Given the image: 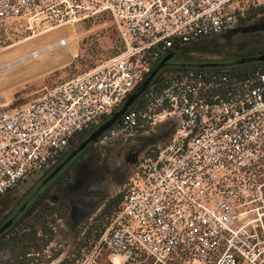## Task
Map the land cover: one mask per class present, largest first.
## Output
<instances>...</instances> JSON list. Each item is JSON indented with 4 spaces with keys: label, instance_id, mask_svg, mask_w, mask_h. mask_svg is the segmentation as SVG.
<instances>
[{
    "label": "built area",
    "instance_id": "2783aa9c",
    "mask_svg": "<svg viewBox=\"0 0 264 264\" xmlns=\"http://www.w3.org/2000/svg\"><path fill=\"white\" fill-rule=\"evenodd\" d=\"M263 4L0 0V39L37 40L106 15L119 44L106 61L0 111V198L48 171L76 135L110 119L165 56L244 26ZM71 42L54 44L68 49ZM40 50L18 60L39 58L46 53ZM154 80L95 145L170 131L147 148L117 209L67 264H264V206L252 207L264 188V65L247 73L214 67L158 73Z\"/></svg>",
    "mask_w": 264,
    "mask_h": 264
},
{
    "label": "rangeland",
    "instance_id": "374dc122",
    "mask_svg": "<svg viewBox=\"0 0 264 264\" xmlns=\"http://www.w3.org/2000/svg\"><path fill=\"white\" fill-rule=\"evenodd\" d=\"M260 19H264V15L259 16L250 23L257 22ZM255 33L264 34V31ZM63 37H71L72 39L68 49H54L51 52L44 53L37 59L25 61L10 69L7 68L8 70L3 69L6 64L0 66V89L5 87L8 83L15 81L12 85L0 90V111L3 110L5 106L13 108L34 100L40 95L44 87L49 88L53 85H58L84 71L93 68L94 66L116 55L119 49L118 39L112 23L106 15H102L89 19L84 23L64 26L61 29L37 40L22 41L24 35L10 37V39L4 37L0 39V65L6 62H14L17 58L31 51L41 49L46 45L52 44L59 38ZM211 39L214 38L207 39V41H210ZM225 53V51L215 49L213 51L202 52L199 54L191 52L188 56L191 59H201L202 61H206L204 64H212L224 59L226 55ZM174 71L176 70H161L159 74L167 75ZM137 139L149 140V144L143 148L140 158L150 146V143L159 142L155 140V136L153 135L132 138L126 143L115 141L105 147L96 148L97 155L100 161H102L105 156L109 158V161H111L110 159L113 158V155L118 149L122 150L124 145H132V143ZM126 149H123V152H125ZM134 168L135 166L131 168L128 177L120 184L110 181V178L104 180L103 184L99 183L97 185L96 182L92 183L88 187L92 192V198L94 199L97 196V193H103L104 196L82 219H78V215L74 214L72 206L69 204V214L64 219L56 221L54 227V240L50 247L47 248L43 254L39 255V258H42V260H39L38 263L44 261L47 256H51L55 250L60 249L67 251L71 249L75 243V231L90 223L91 219L102 208V203L122 191L123 185L134 172ZM43 174L31 177L25 183L21 184L15 191L2 196L0 201L10 195H20L23 193L33 194L34 198L39 197L44 191H46V189L51 188L53 185L52 182L51 184H47L43 189H40L39 181ZM96 190L99 191L96 192ZM70 199L73 201L76 200L73 196H70ZM47 202L53 201L48 200ZM263 206L264 188L262 189V196L260 200L253 204L252 207L263 209ZM42 255H45V257ZM6 258L7 257L4 254H0V264H3Z\"/></svg>",
    "mask_w": 264,
    "mask_h": 264
},
{
    "label": "flooded vegetation",
    "instance_id": "af4514ba",
    "mask_svg": "<svg viewBox=\"0 0 264 264\" xmlns=\"http://www.w3.org/2000/svg\"><path fill=\"white\" fill-rule=\"evenodd\" d=\"M262 45H264L263 33L247 34L238 32L232 35L224 33L210 41L203 40L185 49L174 50L173 58L161 70L181 71L192 69L186 67L185 65L188 64L182 62V60H186L187 54L191 52L199 54L215 49L226 52L224 59L211 64L216 69H233L242 65L251 66L256 63L255 59L257 57L264 55L259 51ZM204 62L206 61L195 59L194 65L197 67L193 69L205 65ZM169 131L170 127H163L160 129L159 134L155 136V140H162ZM87 137L88 135H84L74 147H70L48 171L44 172L39 181L40 189L52 182L53 185L39 197L34 198L33 194L23 193L10 195L0 201V240L9 236L12 231L16 230L35 212L40 204L48 200L59 202L60 199H68L74 214L78 215L79 220L82 219L104 196L103 193H97V196L93 199L92 192L88 187L94 182L97 185L99 183L103 184L104 180L109 178L110 181L116 184L122 183L128 177L131 168L138 164L143 148L149 144L148 139H137L132 145H124L122 150L118 149L113 158L110 159L111 161L106 156L100 161L97 149L93 154L85 157L91 147H96L95 143H88L80 151H77ZM123 149H126V151L123 152ZM70 172L74 174L75 185L59 186L58 181L64 174ZM98 191L96 190V192ZM70 196L75 197L76 200H71ZM33 208L35 209L31 212ZM7 223L9 225L5 227Z\"/></svg>",
    "mask_w": 264,
    "mask_h": 264
},
{
    "label": "trees",
    "instance_id": "16d2710c",
    "mask_svg": "<svg viewBox=\"0 0 264 264\" xmlns=\"http://www.w3.org/2000/svg\"><path fill=\"white\" fill-rule=\"evenodd\" d=\"M262 15H264V4L251 11V17L244 25L249 24ZM259 51L260 53H264V45L260 46ZM186 57V60H182V62L188 63V65H185L186 67L192 69L197 67L194 65L195 59H191L188 54ZM255 61L256 63L251 66L242 65L233 69L218 70L231 71L232 73H247L258 65H264V62H258L257 58ZM89 134L81 133L76 135L70 147H74L84 135ZM95 150L96 147H91L85 157L93 154ZM58 182V185L63 187L75 185L74 174L71 172L66 173ZM120 199L121 192L110 197L106 202L102 203V208L91 219L90 223L75 231L73 249L69 252V257L63 259L59 264H67L71 259H74V256H77L80 250L88 244L91 237L99 234L106 218L111 217L117 209ZM69 212L70 205L66 198L60 199L59 202L46 201L40 204L35 212L18 226L16 230L0 240V254H4L7 257L3 264H49L51 261L57 259L62 252L60 249L55 250L51 256H47L44 261L38 263L39 260H42V258H39V255L43 254L54 240L56 221L64 219ZM42 256L45 257V255Z\"/></svg>",
    "mask_w": 264,
    "mask_h": 264
},
{
    "label": "water",
    "instance_id": "95a60500",
    "mask_svg": "<svg viewBox=\"0 0 264 264\" xmlns=\"http://www.w3.org/2000/svg\"><path fill=\"white\" fill-rule=\"evenodd\" d=\"M260 31H264V19H260L257 22L254 23H250L246 26H242V27H238L236 29H233L231 31H229V34H236L238 32L241 33H255V32H260ZM174 53H170L167 56H165L160 63L158 64V66L151 72L150 76L144 81V83L141 85L140 89L135 92L134 94L130 95L128 97V99L125 101V103L122 105V107L116 112L114 113L110 119H108L107 121H105L103 124H101L98 128H96L94 131H92L87 139L83 142V144L77 149V151H80L82 148H84L88 143H95L98 138L105 132L107 131L109 128H111L113 125L117 124L119 122L120 117L128 110L130 109L139 99L141 93L145 90V88L150 84V82H155L156 80H154L155 76L161 71V68L169 61L173 58ZM257 61L258 62H264V55H260L259 57H257ZM205 67H210L213 68L214 65L211 64H205L202 66H199V68H205ZM154 144L150 143V145ZM36 208V207H35ZM33 208L31 210L34 211ZM9 225V223L6 224L5 227H7ZM4 227V228H5ZM1 231V230H0Z\"/></svg>",
    "mask_w": 264,
    "mask_h": 264
},
{
    "label": "bare ground",
    "instance_id": "6f19581e",
    "mask_svg": "<svg viewBox=\"0 0 264 264\" xmlns=\"http://www.w3.org/2000/svg\"><path fill=\"white\" fill-rule=\"evenodd\" d=\"M58 44H54V43H52V44H49V45H46V46H44V47H42L41 49L42 50H40L39 52L40 53H44V52H51V51H53L54 49H57L58 48ZM28 54V53H27ZM39 55H36V56H29V57H27L28 59H35V58H37ZM28 59H19V60H16V61H14V62H11V63H8V64H6L4 67H3V69H7V68H10V67H12V66H14V65H17V64H21V63H23V62H25V60H28Z\"/></svg>",
    "mask_w": 264,
    "mask_h": 264
},
{
    "label": "crops",
    "instance_id": "0c3cea01",
    "mask_svg": "<svg viewBox=\"0 0 264 264\" xmlns=\"http://www.w3.org/2000/svg\"><path fill=\"white\" fill-rule=\"evenodd\" d=\"M17 59H18V58H17ZM17 59H16V60H17ZM10 62H11V61H10ZM7 63H9V62H6V63H4V64H2V65H0V66H3V65H5V64H7ZM17 65H19V64H17ZM17 65H14V66H12V67H15V66H17ZM12 67H10V68H12ZM10 68H9V69H10ZM7 70H8V69H7ZM14 82H15V81H13V82H11V83H8L5 87H2L1 89H4V88H6V87L12 85ZM1 89H0V90H1Z\"/></svg>",
    "mask_w": 264,
    "mask_h": 264
}]
</instances>
